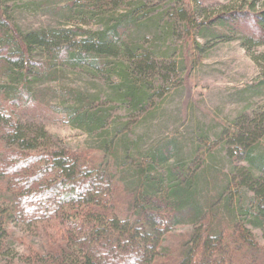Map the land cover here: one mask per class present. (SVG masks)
Returning <instances> with one entry per match:
<instances>
[{"label":"trees","instance_id":"obj_1","mask_svg":"<svg viewBox=\"0 0 264 264\" xmlns=\"http://www.w3.org/2000/svg\"><path fill=\"white\" fill-rule=\"evenodd\" d=\"M46 1L70 19L102 15L104 25L23 31L0 5V92L14 108L33 99L34 83L56 79L66 67L104 76L119 102L142 110L152 98L149 77L164 63L142 41L174 25L158 26L141 0ZM258 1L214 15L181 7L170 16L206 40L260 45ZM260 92L264 75L253 90ZM61 97L71 124L97 134L96 147L57 146L44 128L0 109V264H264V245L251 229H264V114L214 136L199 131L201 145L211 137L228 145V168L219 152L201 160L199 147L186 152L177 139L146 147L144 135L121 134L107 112L94 111L97 95L63 89ZM46 225L51 233L38 246L14 236L15 226L38 234ZM184 226L188 232L175 239ZM16 241L24 249L12 248Z\"/></svg>","mask_w":264,"mask_h":264},{"label":"rangeland","instance_id":"obj_2","mask_svg":"<svg viewBox=\"0 0 264 264\" xmlns=\"http://www.w3.org/2000/svg\"><path fill=\"white\" fill-rule=\"evenodd\" d=\"M35 1L0 0V5L6 8L13 23L23 31L72 26L96 31L104 25L102 15L97 14L82 22L78 18L65 17L63 12H57L46 0ZM141 1L145 11H148V17L160 19L158 26L174 25L173 32L162 31L157 35V32H147L142 41L144 48L156 49L160 54L159 61L164 62L163 68L149 77L152 98L142 110H133L119 102L104 76L101 78L84 70L66 67L56 79L34 83L31 89L33 99L16 108L6 94L0 92V109H13L21 120L37 129L44 128L57 146L79 151L96 147L97 134L87 133L71 124L64 111L67 101L61 95L63 89L97 95L94 111L107 112L109 123L116 124L121 134H129L131 139H135V133L144 135L146 147L157 141L177 139L186 152L192 145L199 147L201 160L206 159L209 150L215 156L219 152L221 158L218 159L223 160L228 145L212 137L208 144L201 145L197 142V134L200 131L214 136L218 132L233 131L242 127L241 123L248 124L254 116L264 114V92L253 93L254 86L264 75V44L251 45L241 37L228 41L206 40L193 31L187 32L181 28L180 20L170 15L173 9L181 7L212 15L226 8L249 9L252 0ZM128 5V2L123 4L117 11L126 10ZM257 5V8H262L264 0H259ZM118 64L116 61L115 65ZM117 81L118 78L114 76L110 82ZM260 142L264 144V135ZM113 160L112 157H105L103 162L107 161L108 165L116 168L118 165ZM223 161L230 168L229 160L226 158ZM251 229L256 240L264 245V229ZM188 230L187 226L179 227L172 235L176 239ZM37 233L30 234L22 226L14 227V236L27 237L25 239L36 246L51 232L46 225ZM175 239L171 238L172 241ZM12 248L22 250L24 245L16 241Z\"/></svg>","mask_w":264,"mask_h":264}]
</instances>
